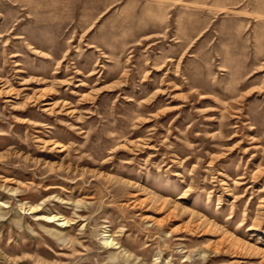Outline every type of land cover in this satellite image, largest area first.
<instances>
[{"label": "rangeland", "instance_id": "rangeland-1", "mask_svg": "<svg viewBox=\"0 0 264 264\" xmlns=\"http://www.w3.org/2000/svg\"><path fill=\"white\" fill-rule=\"evenodd\" d=\"M0 264H264V0H0Z\"/></svg>", "mask_w": 264, "mask_h": 264}]
</instances>
